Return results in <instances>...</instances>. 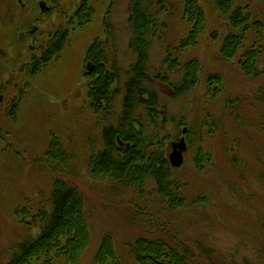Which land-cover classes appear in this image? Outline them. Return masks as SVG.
Segmentation results:
<instances>
[{
  "label": "rangeland",
  "instance_id": "1",
  "mask_svg": "<svg viewBox=\"0 0 264 264\" xmlns=\"http://www.w3.org/2000/svg\"><path fill=\"white\" fill-rule=\"evenodd\" d=\"M132 1H92L95 16L84 26L70 25L67 20L74 13L68 10L58 15L59 23L40 18L31 41L28 36L20 39L34 26L26 27L31 12L27 17L18 0H0V264H7L18 247L39 233L37 218L28 215L48 206L53 183L59 178L76 186L86 201L91 244L80 264H96L106 236L113 238L121 264H137L132 246L138 238L160 239L171 247L185 244L195 256L193 264L260 263L259 254H264V102L258 100L264 89V35L258 39V34L248 33L247 47L256 44L263 52L262 75L248 77L237 60L220 59L230 25L211 0H200L208 26L197 48L181 46L191 26L176 2L175 11L162 17L167 28L155 39L151 57L153 69L165 58L180 65L198 60L201 65L199 85L185 98L175 101L171 87L161 86L169 119L184 124L170 126L173 138L165 143V152L169 159L170 142L186 139L185 163L174 170L188 184L182 192L190 209L166 212L153 187L143 205L134 192L90 174V157L102 150L103 129L121 111V102L117 100L110 114L91 108L89 92L97 69L89 74L86 55L95 41L102 42L110 60L108 69H116L124 84L135 61L129 50ZM72 3L75 0H59L63 10ZM235 5L252 21L264 19V0H235ZM57 26L69 31L65 49L39 75H31L26 63L41 52L44 38ZM168 75L177 78L171 71ZM13 105L19 106L16 119L10 115ZM185 128L188 135H182ZM53 139L71 157L68 175L54 171L48 161ZM200 150L213 159L202 170L195 164ZM234 160L241 162L240 169H234ZM201 247L212 255L201 256ZM50 264L67 263L53 258Z\"/></svg>",
  "mask_w": 264,
  "mask_h": 264
},
{
  "label": "trees",
  "instance_id": "2",
  "mask_svg": "<svg viewBox=\"0 0 264 264\" xmlns=\"http://www.w3.org/2000/svg\"><path fill=\"white\" fill-rule=\"evenodd\" d=\"M176 2L182 7L184 17L191 26L189 36L181 46L197 48L208 26L200 0H133L129 11V26L132 31L129 50L135 56V61L128 69L124 84L116 69H108L110 60L106 48L103 47L102 53L97 42L87 54L98 66V72L92 76L93 85L89 92L91 108L98 113L110 114L116 107L117 100L120 99L121 102V111L103 129L102 150L94 152L90 157L91 176L134 192L143 205L150 197L149 187H153L155 198L168 213L186 212L190 207L188 198L182 192L183 187L188 184H184L183 178L172 168L165 152V143L173 138L170 126L174 128L184 124L180 122L176 125L169 119L168 102L161 86H170L173 93L171 99L177 101L188 96L199 85L201 76L198 60L180 65L165 58L157 69L151 68L154 41L167 28L162 17L175 11ZM211 2L216 11L228 19L230 25V33L223 40L219 52L220 59L226 62L237 60L240 70L246 76L259 78L262 75L259 70L262 48H258L256 44L247 47L246 41L249 40L250 33L258 34V39L263 37L264 19L252 21L242 8H236L235 0ZM78 15L84 26L92 23L95 12L91 9ZM68 38L67 31L60 32L57 41L49 43L46 49L41 48L44 57L42 60L35 59L36 64L29 72L33 76L39 75L55 57L58 59ZM168 66L169 69L166 68ZM168 71L176 73L177 78L170 79ZM258 101L264 102V89L261 90ZM11 108L10 115L16 119L15 113L19 106L13 105ZM119 140L123 146H120ZM198 154L196 167L199 170L203 167L205 169V165H209L213 159L203 150ZM47 157L54 171L69 174L71 157L63 151L62 144L56 139H53ZM232 166L237 170L242 164L234 160ZM85 207V198L76 186L63 179H56L48 206L41 208L35 215H28L29 219L37 218L39 233L18 247L7 264H38L41 261L43 264H50L53 258L63 259L67 264H80L91 244ZM132 250L137 264H193L195 257L185 244L171 247L165 241L152 238H138ZM200 250L201 256L212 255L211 250H204L202 247ZM259 255V264H264V254ZM96 264H121L111 236L102 240Z\"/></svg>",
  "mask_w": 264,
  "mask_h": 264
},
{
  "label": "flooded vegetation",
  "instance_id": "3",
  "mask_svg": "<svg viewBox=\"0 0 264 264\" xmlns=\"http://www.w3.org/2000/svg\"><path fill=\"white\" fill-rule=\"evenodd\" d=\"M92 1H95V0H79V4L77 5L76 4L77 0H75L74 4L73 3L70 4L67 8H65L63 10L59 6V0H36V2H35V0H29L28 4H25V0H18V3L21 5V8L27 10V17H28L29 11L31 12V16H30V18H28V24L26 25V27L28 28L31 24L34 25V26L30 27L29 29H27V32L22 33L20 35V39L21 40H25V38L27 39V36H28L31 41H35V39H34L32 34L35 33L37 31V29L39 28V25H37L35 23L36 21H39L40 18H45V19L52 18L54 22H57L58 21V15L61 14V12H62L63 15H65V13H67V10L69 12L74 13L73 15L69 16L67 22L68 23L70 22L69 24L72 25V26H75L76 24L82 26L83 24L79 20L80 18H79L78 14L80 12L83 13L85 11L89 12V10H91V9L94 11L93 6L91 5ZM61 10H63V11H61ZM36 12H39V14H42V16L36 18V16H35ZM58 23H59V21H58ZM64 31H67L68 35H69V31L67 29L66 30L60 29V27L57 26V29L55 28L51 32V34H48V36L44 38V42L43 43H45L46 46L43 49H46V47L48 46L49 43H51L53 41H57V36L59 35V33L60 32H64ZM97 42L100 44L101 52L103 53V43L99 42V41H97ZM97 42L95 41L93 46L96 45ZM43 57H44V52H39V54L38 53L35 54L33 57H31L30 62L26 63L25 69H28V70L32 71L33 68H34V65L36 64V62H34L35 59H37V60L41 59L42 60ZM86 58H87V61H88L87 62L88 65L87 66H88L89 74H92L93 71L98 69V66H97L96 63L92 62L87 57V55H86ZM54 60H56V57H55ZM89 66H91V68H92L91 71L89 69ZM101 66L103 67V63H102ZM97 72L98 71H96V73ZM96 73H94V75H96Z\"/></svg>",
  "mask_w": 264,
  "mask_h": 264
},
{
  "label": "water",
  "instance_id": "4",
  "mask_svg": "<svg viewBox=\"0 0 264 264\" xmlns=\"http://www.w3.org/2000/svg\"><path fill=\"white\" fill-rule=\"evenodd\" d=\"M89 69L91 71V66H89ZM23 71V68L21 69ZM188 133V129L185 128L182 131L183 135H186ZM120 146H123L124 144L119 140ZM129 147V145H126ZM171 148H172V153L169 156V162L172 168L174 169H180L183 167L185 158L184 155L188 151L186 139L183 137L179 139L178 141L172 142L171 143Z\"/></svg>",
  "mask_w": 264,
  "mask_h": 264
},
{
  "label": "bare ground",
  "instance_id": "5",
  "mask_svg": "<svg viewBox=\"0 0 264 264\" xmlns=\"http://www.w3.org/2000/svg\"><path fill=\"white\" fill-rule=\"evenodd\" d=\"M113 122V121H112Z\"/></svg>",
  "mask_w": 264,
  "mask_h": 264
}]
</instances>
